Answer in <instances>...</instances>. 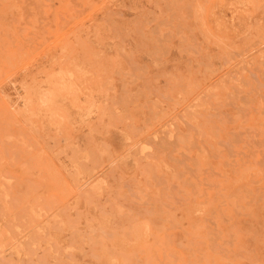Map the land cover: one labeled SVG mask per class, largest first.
Instances as JSON below:
<instances>
[{
	"label": "rangeland",
	"instance_id": "1",
	"mask_svg": "<svg viewBox=\"0 0 264 264\" xmlns=\"http://www.w3.org/2000/svg\"><path fill=\"white\" fill-rule=\"evenodd\" d=\"M0 264H264V0H0Z\"/></svg>",
	"mask_w": 264,
	"mask_h": 264
},
{
	"label": "bare ground",
	"instance_id": "2",
	"mask_svg": "<svg viewBox=\"0 0 264 264\" xmlns=\"http://www.w3.org/2000/svg\"><path fill=\"white\" fill-rule=\"evenodd\" d=\"M32 256V255H31ZM38 258V257H37Z\"/></svg>",
	"mask_w": 264,
	"mask_h": 264
}]
</instances>
